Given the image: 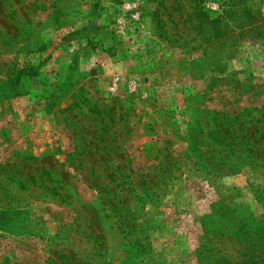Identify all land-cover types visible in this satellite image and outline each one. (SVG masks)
Wrapping results in <instances>:
<instances>
[{
  "label": "rangeland",
  "instance_id": "374dc122",
  "mask_svg": "<svg viewBox=\"0 0 264 264\" xmlns=\"http://www.w3.org/2000/svg\"><path fill=\"white\" fill-rule=\"evenodd\" d=\"M221 8L0 0V264H227L264 228V35L201 32Z\"/></svg>",
  "mask_w": 264,
  "mask_h": 264
},
{
  "label": "trees",
  "instance_id": "16d2710c",
  "mask_svg": "<svg viewBox=\"0 0 264 264\" xmlns=\"http://www.w3.org/2000/svg\"><path fill=\"white\" fill-rule=\"evenodd\" d=\"M261 1L222 0L221 12L215 16L209 17L206 11H198L199 29L203 32L208 28L213 39L223 38L229 33H237L242 38H260L264 35V15L259 6ZM87 26L88 23L81 29L85 31ZM82 36H86V44H95L92 41L96 39V33ZM109 53L112 54V51ZM243 229L246 228L242 223L231 236L232 242L237 243V255L227 264H264V228L255 226L249 230Z\"/></svg>",
  "mask_w": 264,
  "mask_h": 264
}]
</instances>
